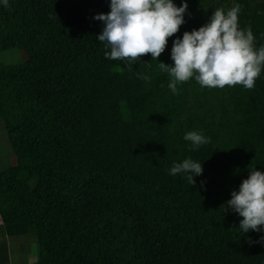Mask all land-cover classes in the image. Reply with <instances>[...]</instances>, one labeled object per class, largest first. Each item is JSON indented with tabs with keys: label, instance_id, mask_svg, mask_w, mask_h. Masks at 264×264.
Here are the masks:
<instances>
[{
	"label": "trees",
	"instance_id": "trees-1",
	"mask_svg": "<svg viewBox=\"0 0 264 264\" xmlns=\"http://www.w3.org/2000/svg\"><path fill=\"white\" fill-rule=\"evenodd\" d=\"M109 2L0 5V53L26 55L0 64V121L16 159L0 174L6 234L36 238L35 264H264V232L240 233L242 217L224 211L250 168L264 171V67L252 89L189 79L173 94L157 63L172 65L173 39L237 3L239 27L264 45V0H186L157 61L146 53L131 66L106 59L96 39L93 16ZM188 131L208 143L192 150ZM185 158L202 163L194 185L168 174Z\"/></svg>",
	"mask_w": 264,
	"mask_h": 264
},
{
	"label": "clouds",
	"instance_id": "clouds-1",
	"mask_svg": "<svg viewBox=\"0 0 264 264\" xmlns=\"http://www.w3.org/2000/svg\"><path fill=\"white\" fill-rule=\"evenodd\" d=\"M0 5L7 8L8 0H0ZM187 7L186 0H181L180 6L173 0H110L108 13L93 16L103 24L96 39L108 49L105 58L126 59L131 66L143 54L150 53L151 60L157 61L165 51L167 39L185 23ZM239 12L238 3L227 11L217 8L206 24L172 40L173 64L157 63L167 73V87L173 94L178 84L189 79H194L201 88L254 87L264 67V45L255 47L251 29L239 27ZM139 76L147 78L142 73ZM183 139L190 143L192 150L208 143V138L197 131L186 132ZM202 171L201 162L185 158L179 163L173 162L168 174H182L194 185V177ZM230 195L224 211L231 209L242 217L238 226L240 233L264 232V171L250 168L247 178ZM255 242L264 243V236Z\"/></svg>",
	"mask_w": 264,
	"mask_h": 264
},
{
	"label": "crops",
	"instance_id": "crops-1",
	"mask_svg": "<svg viewBox=\"0 0 264 264\" xmlns=\"http://www.w3.org/2000/svg\"><path fill=\"white\" fill-rule=\"evenodd\" d=\"M15 166L16 159L8 141L5 128L0 121V174L1 172L11 169ZM10 206L11 203L2 192L0 186V264H35L39 255V249L37 252L36 249L28 248V246H31L28 243L30 240H25L24 244L19 239L6 234L1 219V213ZM30 250L33 254H35L34 251L37 252V258L35 260H33ZM29 256H31L30 260L28 259Z\"/></svg>",
	"mask_w": 264,
	"mask_h": 264
},
{
	"label": "rangeland",
	"instance_id": "rangeland-1",
	"mask_svg": "<svg viewBox=\"0 0 264 264\" xmlns=\"http://www.w3.org/2000/svg\"><path fill=\"white\" fill-rule=\"evenodd\" d=\"M26 60V55L23 51L19 50V49H13L7 52H2L0 53V64L2 65H20L22 64V62H24ZM72 215H70L69 212H66L65 217H70L71 218ZM64 217V218H65ZM73 218V217H72ZM58 234H56L55 236L51 235V237H47V241L50 242L49 247H52L53 249H58V242L59 239L57 237ZM25 240H30L28 243L31 246H28V248H32V249H36V251L38 252V244H37V240L34 237H24L22 243L25 242ZM25 244V243H24ZM35 252V254L32 253V251L30 250V253L33 256V260H35L37 258V252ZM57 252V251H56ZM29 255V254H28ZM31 256H29V260H30Z\"/></svg>",
	"mask_w": 264,
	"mask_h": 264
}]
</instances>
